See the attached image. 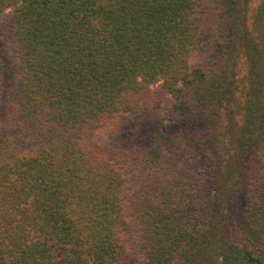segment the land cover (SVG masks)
Masks as SVG:
<instances>
[{"label": "trees", "instance_id": "trees-1", "mask_svg": "<svg viewBox=\"0 0 264 264\" xmlns=\"http://www.w3.org/2000/svg\"><path fill=\"white\" fill-rule=\"evenodd\" d=\"M250 1L0 0V264H264Z\"/></svg>", "mask_w": 264, "mask_h": 264}, {"label": "rangeland", "instance_id": "rangeland-1", "mask_svg": "<svg viewBox=\"0 0 264 264\" xmlns=\"http://www.w3.org/2000/svg\"><path fill=\"white\" fill-rule=\"evenodd\" d=\"M263 1L264 0H251L250 1L249 11H248V23H249L251 28H255L254 23L256 22V17H257V14L259 12L260 5ZM255 31L257 33L264 32V30L258 31L257 29H255ZM107 138H108V135H107Z\"/></svg>", "mask_w": 264, "mask_h": 264}]
</instances>
